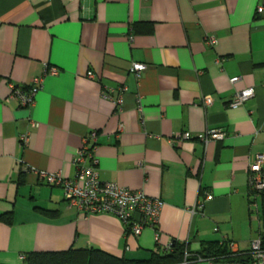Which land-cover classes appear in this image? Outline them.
Returning a JSON list of instances; mask_svg holds the SVG:
<instances>
[{
    "label": "crops",
    "instance_id": "1",
    "mask_svg": "<svg viewBox=\"0 0 264 264\" xmlns=\"http://www.w3.org/2000/svg\"><path fill=\"white\" fill-rule=\"evenodd\" d=\"M259 6L264 0H0V216L12 214L11 224L0 220V264L70 248L144 259L157 247L153 229L136 238L115 215L85 216L61 186L40 178L74 177L91 131L102 180L164 201L160 247L185 244L186 264H211L193 260L205 242L248 251L264 235V192L254 205L249 191L250 165L264 154ZM207 36L217 44L207 45ZM133 63L147 65L140 80ZM48 66L57 73L46 76L34 106L8 99L11 85L27 87ZM121 85L128 91L118 112L103 89ZM250 88L252 98L230 106ZM206 95L214 97L209 107ZM210 129L227 137L197 139ZM185 132L194 138L182 139ZM208 194L213 199L193 214Z\"/></svg>",
    "mask_w": 264,
    "mask_h": 264
},
{
    "label": "built area",
    "instance_id": "2",
    "mask_svg": "<svg viewBox=\"0 0 264 264\" xmlns=\"http://www.w3.org/2000/svg\"><path fill=\"white\" fill-rule=\"evenodd\" d=\"M257 12L264 14V6H259ZM129 39L131 41L133 39V29L130 31ZM205 41L209 46H215L218 42L215 36H207ZM146 69L147 65L143 63H133L130 70L140 80ZM55 73H57V69L49 68L48 66L43 74L34 78L27 87L11 85V93L8 99L18 101L23 107L34 106L36 95L43 89L46 76ZM88 77L96 79V74L93 71H89ZM238 80L239 78H233L231 81L236 82ZM127 91L128 87L126 85L107 86L104 87L103 94L111 101L116 111L120 112L124 105ZM254 95L255 90L253 88L239 92L230 102V106L233 108L242 106ZM213 103L214 97L212 95L202 97L203 107H209ZM138 110L140 112L143 111L142 98L140 96H138ZM36 126L37 124L31 121V127L34 128ZM30 136V132L20 135L22 147L28 145ZM98 136L97 131H91L83 138L82 146L78 149L74 159L76 168L74 177L63 176L60 173L39 172L40 178L50 185L61 186L68 205L85 216L97 214L115 215L126 226L128 234L136 238L142 235L145 228L153 229L156 243L160 246L161 232L159 223L165 205L164 201L148 196L143 190H133L115 182L102 180L98 172L99 160L96 155ZM226 137L227 131L224 129H210L197 135V139L205 144L211 141H223ZM193 138L190 132L182 134V139L190 140ZM249 191L250 199L256 205L258 197L264 192V154L258 155L256 161L250 165ZM212 199L213 195L208 194L204 200L199 201L193 207L192 213H201L205 203ZM229 248L231 258L214 261L213 259L197 257L196 260H207L211 264H264V247L261 237L252 241L248 251H239L234 242H229ZM161 249L163 252H170L172 250V242L161 247ZM190 260L191 255L187 253L184 263L186 264Z\"/></svg>",
    "mask_w": 264,
    "mask_h": 264
},
{
    "label": "trees",
    "instance_id": "3",
    "mask_svg": "<svg viewBox=\"0 0 264 264\" xmlns=\"http://www.w3.org/2000/svg\"><path fill=\"white\" fill-rule=\"evenodd\" d=\"M5 223H12V214L0 216ZM264 247V235L261 237ZM189 253L186 245L177 241L172 242V250L163 252L157 247L150 252L148 258L132 259L127 256L118 257L97 248L75 249L70 248L64 251H36L23 256L21 264H182L186 254ZM229 242H205L202 250L196 253V257L203 259L231 258ZM195 260L196 258L193 257Z\"/></svg>",
    "mask_w": 264,
    "mask_h": 264
}]
</instances>
